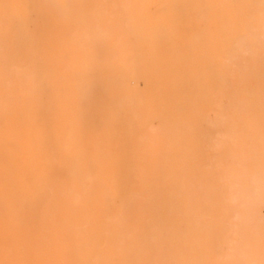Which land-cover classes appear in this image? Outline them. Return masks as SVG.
Instances as JSON below:
<instances>
[{
	"label": "bare ground",
	"instance_id": "6f19581e",
	"mask_svg": "<svg viewBox=\"0 0 264 264\" xmlns=\"http://www.w3.org/2000/svg\"><path fill=\"white\" fill-rule=\"evenodd\" d=\"M26 1L0 0V9L9 11L14 7H22ZM152 2L157 3L158 7L164 6V0H125L121 9L116 0H85L81 3V19H62L57 34L49 42L48 58L55 62L64 60L59 70H51L42 56L40 63L35 65L28 61L27 65L24 63L27 66L26 71L23 69L25 72H11L3 80L1 74L8 68L12 69L11 56L17 54L18 49L17 41L11 34L0 38V91L4 86L15 90L13 83L20 77L28 89L35 85H50L55 93L53 104L45 111L34 106L29 108V112H24L16 105L0 106V196L19 201L18 210L11 215L0 210L2 255L15 251L19 244L17 242L27 239L30 245L27 257L29 264H47V253L53 252L56 237L66 239L72 248L79 234L92 233L94 236L98 231L97 241L91 243L88 264H145L151 258L153 238H163L166 222L162 213L166 209L172 214L168 222L171 238L166 248L175 250L181 259L189 255L196 256L197 264H237V256L241 257V264H262L264 261V227L252 235L248 233L252 215L245 216L243 220L241 211L236 209L243 204L244 201L240 199L245 198L246 191L243 188L234 190L228 179L230 177L215 174L212 186L207 191L212 195L218 193L223 206V218L216 222L211 216L215 205L210 196H203L195 188L186 186L187 178L193 177L192 171L169 169L167 177L163 174L152 177V170L157 163L163 157L172 155L170 150H153L144 159L132 164L129 157L118 160L115 155L114 133L108 131L105 136L102 135L104 121L116 120L119 107L127 104L133 118L141 114L139 111L143 108L144 98L137 99L125 93L116 105L107 97L112 85L115 89L123 87L129 75L149 66L142 55L134 56L127 64L124 62L122 45L127 40V34L123 12L137 15L140 22L144 23L147 7ZM201 13L202 9L198 7L197 12L193 11L189 15ZM98 17L113 22L89 31V23ZM161 39L168 42L165 35ZM98 46L116 49L113 70L117 76L110 78L109 86L91 91L85 83L86 72L108 63L107 57L95 60L93 50ZM154 83L153 79L151 87L145 88L149 100L154 95ZM162 114L158 111L153 115L157 126L149 125L140 129L139 146L148 148L152 145L155 133L164 137V140L178 136V124L157 120ZM150 128L154 131H150ZM198 145L196 142L193 155L198 152ZM35 158L37 164L34 163ZM246 162L248 164V160ZM124 168L133 173V177L136 173V179L126 181L119 177ZM169 189H173L176 200L166 205L160 198ZM190 197H195V207H187L185 218L181 219L183 203ZM143 204L150 209L146 216L140 215V206ZM68 218L73 220L72 225L64 228L62 224ZM86 223L92 225L88 224V229L80 227V224ZM235 236L242 239L236 246L232 244ZM254 239L259 240L261 245L257 252L252 251ZM105 254L114 256L115 261L104 260ZM17 258L19 263L25 259L22 254Z\"/></svg>",
	"mask_w": 264,
	"mask_h": 264
},
{
	"label": "rangeland",
	"instance_id": "374dc122",
	"mask_svg": "<svg viewBox=\"0 0 264 264\" xmlns=\"http://www.w3.org/2000/svg\"><path fill=\"white\" fill-rule=\"evenodd\" d=\"M116 1L123 9L125 0ZM84 2L85 0H35L34 2L27 0L22 7H14L9 11L0 9V38L11 34L17 41L18 49V53L11 56L12 69L8 68L4 74H1L3 80H6L11 72L26 71V62L30 61L31 64L36 65L43 57L51 70H59L64 60L55 62L48 58L49 42L57 34L62 19L66 17L78 21L81 19L83 6L81 3ZM198 7L203 13L190 16L193 11H198ZM123 14L125 15L124 30L127 34V40L122 45L124 62L127 64L134 56L142 55L147 59L149 66L129 75L123 87L115 89L112 85V88H109L110 95L107 99L109 98L108 100L116 105L125 93L137 99L144 98L142 111H139L141 114L136 117H132L129 106L125 104L122 108L119 107L116 120L104 121L105 129L102 128V135L105 136L108 131L114 133L113 144L116 147L115 155L118 160L129 157V162L133 164L134 161L144 159L153 150H170L172 155L163 157L157 163L158 170L156 167L153 168L152 177L162 174L167 177L166 173L169 169L192 171L193 177L187 178L186 186L189 189L195 188L203 196H210L215 205L211 216L216 222L223 218V206L219 202L218 193L212 195L207 191L212 186L215 174L228 176L234 190L243 188L246 191L245 198H239L244 201L243 204L236 209L241 211L240 217L243 220L245 216L252 215L251 229L248 233L252 235L254 231L262 230L264 227V0H164L163 7H158L157 3L152 2L147 7L144 23L140 22L135 14L126 12ZM98 18L89 23V31L96 30L99 25L113 22L104 17ZM169 31L173 32L170 34ZM163 35L167 37L168 42L161 39ZM93 51L95 60L108 58L105 66H98L86 72V85L91 91H96L107 87L111 82L110 78L117 76L113 70L116 49L98 46ZM153 79L155 80L154 95L149 100L145 95V88L151 87ZM174 83L177 85L175 86ZM13 86L15 90L9 89V86L1 89L0 106L16 105L15 107H21L24 112H29V108L34 106L45 111L55 100V93L50 85L42 87L35 85L36 87L28 89L23 79L18 77ZM157 110L163 113L157 120L173 121L172 125L173 123L179 125L176 129L178 136L172 140H164V137L155 133L151 147L143 148L139 146L138 133L145 126H157L156 119L153 118ZM149 130L154 131L153 128ZM196 142L199 144L198 152L193 155ZM246 142L249 143L248 147ZM34 163H38L36 158ZM125 168L118 176L126 181L134 180L136 173L133 177V173H129ZM247 179L249 180L246 181ZM160 199L166 205L174 202L176 198L173 189L167 190ZM14 200L9 196H0L1 212L7 215L16 212L19 201ZM195 203V197H190L183 203L181 219L185 218L187 207H195ZM13 205H16L15 209ZM101 206L104 204L101 203ZM149 210L148 206L141 205L140 215H148ZM162 218L166 222L162 231L163 238L158 236L153 238L151 258L145 264H197L196 256L189 255L181 259L175 250L166 248L171 238L168 222L172 219V214L164 209ZM72 221L71 218L65 219L63 227L71 226ZM88 224L92 225L86 223L80 224V227L88 229L90 227ZM90 234H79L72 248L69 247L66 239L56 237L52 248L54 250L47 253L46 263L86 264L87 261L88 264L91 246L97 241L98 231L94 236ZM247 234L243 237L244 240ZM241 240L239 236H235L232 244L236 246ZM259 242L255 239L252 241L253 252L261 249ZM17 243L19 244L15 251L4 255L0 252V264H29L28 240L23 239ZM19 254L25 257L20 263L17 261ZM104 257V260L115 261L114 256L110 254H105ZM235 261L237 264L242 263L239 256Z\"/></svg>",
	"mask_w": 264,
	"mask_h": 264
}]
</instances>
